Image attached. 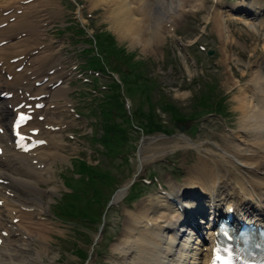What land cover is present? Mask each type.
<instances>
[{
  "label": "rangeland",
  "instance_id": "rangeland-1",
  "mask_svg": "<svg viewBox=\"0 0 264 264\" xmlns=\"http://www.w3.org/2000/svg\"><path fill=\"white\" fill-rule=\"evenodd\" d=\"M7 1L0 9L1 28L10 26L0 37L1 74L11 81L22 71L19 58L28 52L23 67L47 74L35 89L61 72L66 76L63 81L56 77L60 83L53 86L61 91L59 103L67 104L60 118L71 122L60 152L65 162L53 168L55 182L44 187L56 188L54 196L37 199L45 213L36 219L42 225L30 231L32 248L40 253L36 264H112L117 256L111 246L130 224L127 213L145 216L147 204L162 201L158 197L169 184L190 181L188 168L205 156V149L216 150L212 144L222 136L236 141L240 116L233 98L243 95L264 57V31L257 40L249 27L263 16L228 12L239 0H184L179 16L160 29L147 52L136 22L115 26L116 0ZM256 3L264 6V0ZM217 10L225 19V45L212 21ZM26 15L27 23L19 26ZM124 26L126 33L118 31ZM150 114L159 117L163 129L148 124ZM177 136L200 149H174L181 145ZM140 156L148 159L143 166ZM131 179L128 195L106 210L116 190Z\"/></svg>",
  "mask_w": 264,
  "mask_h": 264
},
{
  "label": "bare ground",
  "instance_id": "bare-ground-1",
  "mask_svg": "<svg viewBox=\"0 0 264 264\" xmlns=\"http://www.w3.org/2000/svg\"><path fill=\"white\" fill-rule=\"evenodd\" d=\"M183 2L116 0L119 7L111 12L116 16V27L120 21L125 25L136 22V31L143 32L142 50L148 52L156 44L160 29L167 27L175 15L179 16ZM7 3V0L0 3V9ZM119 10L124 16H118ZM263 10L264 6L256 0H239L228 12L244 14L251 19H259L262 15L261 21L249 26L259 40L264 31V14H260ZM35 11H39L41 20H46L41 9ZM27 16L21 18L19 26L27 23ZM212 21L225 45L228 38L223 12L217 10ZM3 22L5 19L0 12V37L5 36L10 27L7 24L1 28ZM125 27L118 31L126 33ZM28 57L29 53H24L19 58L20 65L25 67ZM23 66L11 81L1 74L4 69L0 67V264H36L40 261L39 250L32 248L35 243L30 232L42 225L36 219L45 213L37 199L41 194L51 199L57 192L54 187H44L55 182L53 168L65 162L60 152L64 148V130L71 123L61 120L60 115L66 111L67 104L59 103L60 90L53 91L56 82L66 77L65 72L35 89V83L41 82L47 74L36 70L31 73ZM255 66L247 83L248 89L244 88L242 96L233 98L234 109L240 116L236 141L222 136L220 143L212 144L216 150L205 149V156L188 168L190 181L183 186L169 184L164 196L158 197L163 198L162 201L147 204L145 216L127 213L130 224L111 246V252L117 256L112 264H208L217 230L213 225L230 210H233V223L249 220V224L264 227V57ZM60 88L65 91L68 87ZM39 104L41 109H37ZM19 113L28 116L29 120L19 130L20 137H15L12 125ZM176 138L181 145L174 149H200L185 136ZM31 143L36 146L28 150ZM147 160L140 156L141 166ZM129 182L119 187L113 201H120L127 194ZM26 196L34 197L29 200L24 198ZM29 202L34 205L28 207ZM197 217L201 222L196 221ZM18 235L21 242L11 239Z\"/></svg>",
  "mask_w": 264,
  "mask_h": 264
},
{
  "label": "trees",
  "instance_id": "trees-1",
  "mask_svg": "<svg viewBox=\"0 0 264 264\" xmlns=\"http://www.w3.org/2000/svg\"><path fill=\"white\" fill-rule=\"evenodd\" d=\"M114 103L116 104V101L114 100V102H113V104H112V102L109 104V106L111 107V108H113L114 107ZM167 108V109H166ZM169 109V107H164V111L165 110H168ZM148 116V115H147ZM147 121H148V124L149 125H151L153 128H155V127H158V128H161V129H163V127H162V125H161V123H159V122H161L160 121V119H159V117H157L156 119H155V117L153 116V114H150V117L147 119ZM143 131H145V130H149L150 131V129L149 128H147L146 126H144V128H141ZM107 133H109V134H112V133H114V131L112 130V131H109V129H107ZM81 170H84V168L83 167H81ZM92 181H90V183H91Z\"/></svg>",
  "mask_w": 264,
  "mask_h": 264
},
{
  "label": "water",
  "instance_id": "water-1",
  "mask_svg": "<svg viewBox=\"0 0 264 264\" xmlns=\"http://www.w3.org/2000/svg\"><path fill=\"white\" fill-rule=\"evenodd\" d=\"M213 54V52H208V56H210V55H212ZM180 130H182V128L180 129ZM133 183V180L131 181V183H130V185ZM115 204V202L113 201V200H111L109 203H108V207H110V206H112V205H114Z\"/></svg>",
  "mask_w": 264,
  "mask_h": 264
}]
</instances>
